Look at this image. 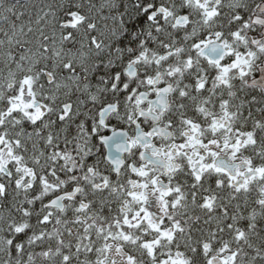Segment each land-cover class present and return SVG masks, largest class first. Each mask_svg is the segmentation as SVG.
Wrapping results in <instances>:
<instances>
[{
  "label": "trees",
  "instance_id": "1",
  "mask_svg": "<svg viewBox=\"0 0 264 264\" xmlns=\"http://www.w3.org/2000/svg\"><path fill=\"white\" fill-rule=\"evenodd\" d=\"M260 1L221 0L220 11L226 18L247 13L249 19ZM127 3L130 4L126 12L131 13L135 20L141 14L140 5L135 0ZM109 4L111 0H0V84L10 69L19 72L13 56L16 61H20L21 55L38 58L39 45L44 37L48 38L50 47L61 45L60 22L70 7L79 5V11L83 13V8H104ZM116 26L108 27L114 31L123 29ZM125 27L129 29L128 40L137 43L145 38L142 35L146 34L145 23L140 24L137 20L130 28ZM134 32L137 33V40H132ZM155 34L161 38L159 31ZM114 37L113 34L107 42L118 43ZM76 38L80 43L75 46L65 44V55L61 58L65 62L72 60L77 69L75 74L59 67L56 77L63 86L56 89L45 84V92L51 89L50 94L56 99L51 104L53 111L36 126L41 134L37 135L25 123L24 128L32 133L31 136L27 132L18 135L20 126L15 125V119L23 120V117L7 118L3 121L4 127L0 128V136L6 134L8 140H20L19 148L12 144L16 155L5 154L4 165L10 175L0 172V183L6 185V191L0 189V264H31L30 254L34 264H103L101 259L105 249L102 245L105 242L113 241L115 236L124 239L127 235L135 238L137 243L141 241L138 229L128 231L118 222L122 214V206L116 200V196L121 195L119 183L115 176L112 178L109 175L101 144L92 134L97 121L94 98L101 93L102 86L111 75L88 72L84 81L83 63L88 68L94 58L90 57L89 64L83 59L81 45L86 43L83 41V25ZM60 63L57 60V64ZM84 89H87L85 95ZM237 99L242 104H252L241 96ZM67 102L71 103V110L61 122L58 119L59 109ZM233 103V109L239 108L236 102ZM4 108L5 105L0 103V112ZM239 119L235 122L236 126L253 131L255 138L253 143L247 144V153L254 161L264 163V156L261 155L264 117L261 121L256 115L241 116ZM49 135L53 137L51 144L46 143ZM25 167L33 169L35 176L26 173ZM204 178L206 183L199 186L191 182L185 185V197L175 206V218L183 230L177 228L170 237L160 235L155 242L156 250L171 255L181 251L188 264H209L210 261L211 264H220L214 257L226 251V254L229 253L228 264H264V175H254L243 186L229 185L227 177L217 171L207 172ZM17 179L20 180L19 185ZM220 179L223 182L221 186L217 183ZM101 181H105L106 185L96 187L95 182ZM78 183L82 184L80 191L74 197H67L65 208L53 209V222L48 225L39 223V217L46 211L41 204L53 194L72 189ZM209 193L211 196L205 201V195ZM21 208H28L31 216L22 215ZM14 225L27 226L30 230V243L19 237L25 240L23 252H18L15 247L10 249L6 242L12 236ZM41 233L44 234L43 239L33 235ZM145 248L140 247L141 250ZM44 249L51 252L47 258L40 255ZM65 256L70 259L65 261Z\"/></svg>",
  "mask_w": 264,
  "mask_h": 264
},
{
  "label": "flooded vegetation",
  "instance_id": "2",
  "mask_svg": "<svg viewBox=\"0 0 264 264\" xmlns=\"http://www.w3.org/2000/svg\"><path fill=\"white\" fill-rule=\"evenodd\" d=\"M126 1L130 0H111V4L104 8H83V14L87 18L83 25V39L88 37L90 41V35H94L98 36V41L102 42L99 48L90 46L89 42L86 43L83 49L86 63L89 64L90 57H94L95 60L88 65L90 69L85 66L83 71L114 76L104 83L101 93L99 92L96 97L100 108L95 106L98 116L94 129L102 135L123 129L122 132L127 135L128 149L123 151L124 161L119 171L115 172L111 163H107V167L110 170L109 175L112 178L116 177L119 183L118 190L121 192V195L116 196L117 202L122 206V214L118 222L122 223L128 231L138 229L141 240L137 243L130 235L123 237L124 239L115 236L113 241L102 245L105 250L102 252L101 262L103 264H159L161 259L169 255L174 258V255L159 253L156 250L155 237L151 236L159 234L172 225V219H176V203L184 199L187 183L191 182L199 186L206 183L204 177L207 172L217 171L228 178L229 185L234 182L235 186H242L255 171V166L250 163L249 156L242 149L244 147L242 142H238L241 146L240 150L229 146L233 137H243L242 131L230 120L232 113L229 106L232 105L231 101L236 102L235 105L239 108L256 105L258 116L260 119L264 117V20L261 18L264 17V11H259L255 6L250 20L253 25H250L246 17L247 13L237 14L234 18L224 17L220 11L221 0H135L140 5L141 14L133 20L131 13L126 12L130 4ZM151 4L166 6L170 9V14L159 24L161 38H157L155 34L156 23H145L146 33H151L155 41L154 45L150 41L147 47L153 53L160 54L163 53L161 42L171 43L177 40L183 46L185 53L192 57V64L189 66L183 56L174 55L167 63H161L159 66L153 65L151 59L135 65L137 75L126 78L129 91L133 93L132 99L129 100L115 81L117 72L125 78L126 65L136 55L135 52H129L127 46L130 45L135 49L138 42L134 43L126 38L129 29L125 26L130 28L137 20L142 24L140 19L144 15L142 8ZM185 10L191 22L189 24L187 20L180 19L181 25L188 26L186 29L176 28L177 17H182ZM88 24H95V30L91 34ZM103 25L107 29L104 30ZM116 25L123 29L114 31L108 27ZM206 31L213 34L220 31L224 34L228 43L224 56L228 58L224 61L223 67L216 62L208 63L190 52L191 40L185 43L182 39L184 35L200 36ZM113 34L118 43L112 44L106 41ZM146 36L144 39H147ZM137 39L135 36L132 40ZM157 42L160 45H157ZM87 50L97 52L90 54ZM177 67L180 69L179 72H175ZM154 72L163 74L162 78L169 87L168 107L160 115L159 123L150 119L144 121V127L155 126L162 130L145 143L142 140H133L135 129L130 125L137 119L140 111L147 110L144 106L137 104L136 99L138 97L153 98L149 96V93L155 89L148 87L145 74L151 75ZM169 72L174 74L167 75ZM194 77H198L196 85L192 83ZM253 79L260 83H251ZM200 84L205 86L200 88ZM188 91L191 93H187ZM239 96L252 104L238 102ZM109 105H112V108L105 119V125L102 126L100 111ZM61 110L62 108L59 112ZM66 113H64L65 117ZM188 121L195 123L189 126ZM104 127H110L112 131H103ZM120 136H116V139ZM100 147L105 152L104 143ZM125 147H127L126 143H124ZM154 149L159 153L168 152L170 159L157 155ZM150 157L163 160L164 163H152L148 160ZM218 159L234 163L235 166L232 168L234 173L217 165ZM260 164H257V167L260 168ZM141 171H146L147 174L138 175L137 173ZM217 183L219 186L223 184L222 180ZM162 192L169 194L161 199ZM130 193L136 195L133 196ZM210 196V193L206 194L205 201ZM165 201H167V208H165ZM162 218L165 222L162 231H158L159 221ZM140 247L146 248L141 250ZM153 250L156 252L155 259L151 255ZM183 259L187 261L184 254ZM214 260L220 263V256L216 255Z\"/></svg>",
  "mask_w": 264,
  "mask_h": 264
},
{
  "label": "snow or ice",
  "instance_id": "3",
  "mask_svg": "<svg viewBox=\"0 0 264 264\" xmlns=\"http://www.w3.org/2000/svg\"><path fill=\"white\" fill-rule=\"evenodd\" d=\"M139 7V5H137ZM79 5L70 7L64 13V18L60 22L61 28V45L59 47L53 45L49 46L47 43V37H44L41 41L40 55L38 58L33 59L29 56L21 55L20 61L15 60V56L12 57L13 62L17 65L19 72L11 70L5 77L2 84H0V103L5 105V108L2 112H0V128L4 127L3 121L7 118H16L23 117L24 119H15V125L20 126V132L18 135H24L26 132L29 136H31V132L27 131L24 128V124L27 123L29 129H33L36 131L37 135H40L39 129H37V125L41 124L45 116H47L50 112L53 111L51 108V104L55 103L56 97L51 93V89L49 92H45V84L49 86H53L56 89H59L63 85L57 80L56 73L59 67H62L63 71L67 73L75 74L76 66L73 64L72 60L69 59L66 62L61 58L65 55L64 45L71 44L75 46L80 41L77 40V33L79 28L84 25L87 21L86 16L79 11ZM142 12L144 15L140 17L143 23L153 22L157 24V28L155 31H159V24L162 20H166L168 15L170 14V9L164 5L151 4L145 5L142 8ZM174 15V14H173ZM180 19H185L190 24L191 19L189 17L188 12L185 10L182 14V17H177L175 27L176 28H187V24L181 25ZM242 19V18H241ZM89 33L95 30V24L87 25ZM31 30V29H29ZM42 34V33H41ZM137 35L136 32L132 34V38H135ZM142 35H147L148 39H141L138 41L137 48H132L130 45L127 46L129 52H135L136 55L130 60L126 65L125 78L121 77V74L117 72L115 74V81L118 82L119 87L123 90L124 94L127 96L129 100L132 99L133 93L129 91V85L127 84V77H135L137 75L135 70V65L144 63L151 59V63L153 65L159 66L161 63H167L174 55H181L184 57L185 62L191 66L192 57L185 53L183 46L179 41L173 40L171 43L161 42V47L163 49V53L155 54L151 51L150 48L147 47L149 42L155 44V41L152 39L151 33H142ZM185 43L191 40V44L189 46V51L195 53L198 57L205 59L208 63L216 62L220 67H223L224 61L228 58L224 56V50L228 48V43L225 40L224 34L220 31L215 32L214 34L211 32H204L200 36H189L184 35L182 37ZM90 46L99 48L101 45V41H98L94 35H90ZM83 46V45H81ZM119 50V49H118ZM27 51H31L28 49ZM71 52V48L68 49ZM51 53V55H49ZM230 56V53H229ZM57 60H60V65L57 64ZM50 61V63H49ZM180 69L177 67L175 72H179ZM173 72L167 73V75H173ZM161 73L154 72L151 75L145 74V80L149 88H154L155 91L149 93V99H144L142 97H138L136 99V103L144 106L147 110L140 111L137 114V119L131 123V127L135 129V136L133 140H142L143 142H147L150 137H153L155 134H158L160 129L152 127H144V121L146 119H150L156 123L160 121V115H162L167 110V95L169 94V87L165 83L162 78ZM198 82V77H194L192 83L196 85ZM205 85L200 84L199 87L203 88ZM39 89V91H38ZM113 89L115 90V83L113 85ZM183 95V93H181ZM71 110V105L66 104L62 106L61 112L58 114V119L63 122L66 117L64 115L65 112H69ZM103 112V110H102ZM53 123H55L53 121ZM106 121L102 117L100 120V124L105 125ZM189 126H192L195 122L188 121ZM14 125V126H15ZM169 126H171V122L169 121ZM127 127V126H126ZM103 131L111 132L112 129L110 127H104ZM99 143H108L111 145L112 139L115 136L124 135L126 140L127 136L123 132H117L111 138L105 137L100 132L93 129L92 133ZM53 137L49 135L46 138V143L51 144ZM7 141V142H6ZM15 144L16 148L20 147V140L17 138L15 141L8 140L7 135L0 136V172H4L6 175H10L7 172V169L4 165L5 154L8 156L16 155L12 144ZM183 146V145H181ZM154 152L157 155H163L164 157H168L170 159L168 152L159 153L158 150L154 149ZM34 155H36L34 153ZM23 157L21 156L20 159ZM37 163L39 162L37 157ZM158 163L163 164V160H157ZM18 172L19 168L16 169ZM25 172L35 176V172L31 168L25 167ZM51 174V173H50ZM138 175H146V171H141L137 173ZM17 185L20 184V180H16ZM29 187H34V185H29ZM54 190L58 191V189L53 186ZM0 189L6 191V185L0 183ZM74 193L76 191L75 187L71 189ZM177 191H179L177 189ZM168 192L161 193V199L164 196L168 195ZM48 195V194H46ZM130 195L135 196V193H130ZM264 203V202H262ZM83 207V205H81ZM62 207V202L57 203V198L53 197L48 200L46 203L41 204V208L46 209L43 215L39 217V223L43 225H48L53 222V209L59 210ZM165 208H167V201H165ZM20 211L22 215L31 216V211L28 208H21ZM165 222V219L162 218L159 221L158 231H162V226ZM182 231L183 229H178ZM30 230L27 226L21 227L20 225L12 226V236L6 242L9 245V248L15 247L18 252H23L25 240L29 239ZM36 235L38 239H43L44 234H33ZM19 237H24L25 240H20ZM41 256L47 258L51 255L50 250L44 249L40 253ZM152 258H156L155 250L151 253ZM163 255V254H162ZM177 257H180L179 260L172 258L170 255L164 259L159 261V264H188L186 260L183 259V254L180 252L176 253ZM65 261H68L70 258L65 256ZM131 259V258H130ZM29 261L31 264H34L32 261L31 254L29 255ZM211 264V261L209 262ZM220 264H228V259L221 255Z\"/></svg>",
  "mask_w": 264,
  "mask_h": 264
},
{
  "label": "water",
  "instance_id": "4",
  "mask_svg": "<svg viewBox=\"0 0 264 264\" xmlns=\"http://www.w3.org/2000/svg\"><path fill=\"white\" fill-rule=\"evenodd\" d=\"M261 8H264V1L262 2ZM106 144H107V149H108L107 157L114 164V169L116 171H118L119 167H120V165L122 163L121 152H118V151L115 150V145H114L113 142L111 143V145H109L108 143H106ZM77 190H78V187L76 188V191L74 193L72 191H66V192H63V193H60V194L54 196V197L57 198V203H61L62 202V207L60 209H63V207H64L63 196H65V195H74L77 192Z\"/></svg>",
  "mask_w": 264,
  "mask_h": 264
},
{
  "label": "bare ground",
  "instance_id": "5",
  "mask_svg": "<svg viewBox=\"0 0 264 264\" xmlns=\"http://www.w3.org/2000/svg\"><path fill=\"white\" fill-rule=\"evenodd\" d=\"M250 20H251V19H248L249 24H250V25H253V24H252V21H250ZM116 27H117V26H116ZM105 29H107V27H104V30H105Z\"/></svg>",
  "mask_w": 264,
  "mask_h": 264
},
{
  "label": "rangeland",
  "instance_id": "6",
  "mask_svg": "<svg viewBox=\"0 0 264 264\" xmlns=\"http://www.w3.org/2000/svg\"><path fill=\"white\" fill-rule=\"evenodd\" d=\"M230 146V145H229Z\"/></svg>",
  "mask_w": 264,
  "mask_h": 264
}]
</instances>
